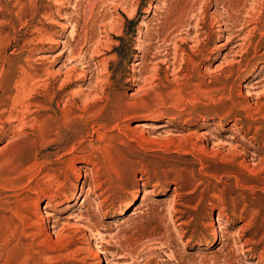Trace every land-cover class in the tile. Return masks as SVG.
I'll list each match as a JSON object with an SVG mask.
<instances>
[{"label":"rangeland","instance_id":"rangeland-1","mask_svg":"<svg viewBox=\"0 0 264 264\" xmlns=\"http://www.w3.org/2000/svg\"><path fill=\"white\" fill-rule=\"evenodd\" d=\"M23 65L0 264H264V0H0V109Z\"/></svg>","mask_w":264,"mask_h":264},{"label":"bare ground","instance_id":"bare-ground-1","mask_svg":"<svg viewBox=\"0 0 264 264\" xmlns=\"http://www.w3.org/2000/svg\"><path fill=\"white\" fill-rule=\"evenodd\" d=\"M222 29L224 30L225 27H223ZM178 34L182 35V32L177 33V35ZM185 34H186L185 35L186 37H180V40H179L180 45L183 44L184 42H186V40L189 39L188 35L190 34V31L188 29H186ZM197 34L198 33H196V37H197ZM228 34L231 37L230 40L235 39L234 37L237 36V34L236 33L233 34V32H230ZM210 52H211V50L209 51V53ZM22 67L23 68L20 69V73L21 74L17 76L18 78L15 81V94L13 95V97H12V99L10 101L8 100V101H6L3 104V107L0 109V116L5 114L6 115V119H8V121L9 120L10 121H16V123L18 125H20L18 127V129H20V128L22 129L23 127L28 126L29 128L32 129V132L36 136L40 137V136L46 135L47 133L50 132V130H52L54 122H55V124L57 126L60 127L62 125V124H60V120L64 119L65 114H63L60 111L58 112L57 109H52V108H51V112H50L51 115L44 114V113L41 112L42 109L43 110L50 109V106L44 105V101L45 102L47 101L50 104L52 102V100H53V95L54 94L49 96V91H48L47 85L44 86V87L39 88L38 85H40V84L37 83V81H36L37 79L36 78H35L36 80H34L36 82H34V83H37V88L38 89H35V88L31 87V89H30L31 92H28V94H25L26 93L25 91L28 90V88H30V86L32 85L30 80L32 78H34L36 73L28 72L26 70L27 67L26 66L24 67V65ZM186 70H187V68H186ZM35 72H36V70H35ZM255 75H257V73H255ZM189 78H190V75H189ZM38 81H41V80H38ZM41 84L43 85L44 83H41ZM25 95H27L29 98L30 97H35V99L33 100V102L28 101L29 98L26 97ZM30 105H32L33 108H31ZM30 114H32V117H30L31 123L28 124L27 123V119H28V116ZM52 119H53V121H52ZM15 126H17V125H15ZM16 129L17 128H14L13 131H16ZM21 133L22 132H20V134ZM253 137H255V136H253ZM10 170H12V169H10ZM87 189H89V188H87Z\"/></svg>","mask_w":264,"mask_h":264}]
</instances>
